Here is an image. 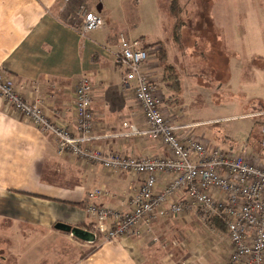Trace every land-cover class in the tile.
<instances>
[{"label": "crops", "instance_id": "1", "mask_svg": "<svg viewBox=\"0 0 264 264\" xmlns=\"http://www.w3.org/2000/svg\"><path fill=\"white\" fill-rule=\"evenodd\" d=\"M158 1L150 0L153 15H160V9L153 8ZM85 2L0 0V72L14 81L27 102L39 104L57 126L74 130L75 90L86 76L93 86V139L89 149L103 155L171 157L169 148L159 140L128 134V125H141L144 119L133 90L123 86V68L116 60L119 37L125 34L140 39L147 49L144 69L155 86L163 116L183 126L179 131L182 140L235 152L241 148L233 137L224 136L221 142L223 134L218 130H196L203 121L194 119L197 110L188 109L190 96L197 98L204 93L195 87L198 84L206 85L207 92L215 93L217 88L211 89L202 77L195 85L185 80L189 74L209 70L220 75L226 86L233 85L234 78L245 79L249 72L259 82L264 80V64L245 65L258 56L257 44L250 37L255 38L256 29L264 35V25L257 28L245 21L237 23L234 0H178L179 18L172 13L168 0L171 41L165 44L151 39L146 44L143 34L132 37L121 32L111 38L101 33L100 27L81 35L76 22L79 13L72 10ZM87 5L100 18L108 8L105 0H91ZM258 20L264 24V17ZM177 21L180 33L176 38ZM165 65L173 69L179 81L178 96L171 80H165ZM240 83L244 85L245 80ZM191 160L197 161L194 155ZM167 182L164 175L159 176L158 188ZM140 183V176L79 161L67 152L60 154L52 134L6 107L0 97V264H223L229 251L227 229L223 232L220 228L223 221L206 219L196 210L156 220L152 234L141 227L142 235L107 242L97 238L89 243L56 228L57 223H65L91 232L92 219L85 210L87 193L105 189L109 196L96 203L120 210ZM182 196L178 194L176 201ZM92 248L94 251L84 256ZM75 250L79 252L77 258Z\"/></svg>", "mask_w": 264, "mask_h": 264}, {"label": "built area", "instance_id": "2", "mask_svg": "<svg viewBox=\"0 0 264 264\" xmlns=\"http://www.w3.org/2000/svg\"><path fill=\"white\" fill-rule=\"evenodd\" d=\"M101 19L93 12L84 13L78 26L81 35L96 30ZM116 54L123 68L124 88L133 90L143 112L144 122L128 125L129 135L157 139L171 151L168 158H137L121 154L103 155L89 149L92 142L93 86L84 76L76 87L73 106L74 130L54 125L37 104L27 102L10 78L0 75V97L45 133H51L60 154L69 152L79 161L98 163L112 171L140 176L137 192L124 209L97 204L109 196L105 189H95L86 196L85 210L92 219L96 238L104 242L153 232L154 222L183 215L191 210L206 219L218 218L226 225L230 243L227 264H264V121L260 127L261 156L248 162L244 151L211 148L194 140L179 137L181 125L167 120L155 96V86L144 67L148 53L139 40L121 34ZM127 126V124H124ZM194 155L196 162L191 160ZM168 182L158 188L159 176ZM182 199L176 201V196ZM158 241L157 237L153 239ZM189 264V263H182Z\"/></svg>", "mask_w": 264, "mask_h": 264}, {"label": "rangeland", "instance_id": "3", "mask_svg": "<svg viewBox=\"0 0 264 264\" xmlns=\"http://www.w3.org/2000/svg\"><path fill=\"white\" fill-rule=\"evenodd\" d=\"M90 1L91 0H87V2L80 4L83 5L81 8H76V6L74 10H72L74 13H79V18L76 20L79 25L81 21H83L84 13L93 12L98 15L95 10L90 9L89 5H87V3ZM167 1L168 0H159L158 3L153 6V8L160 9V15H153V9L150 8V6L152 7L150 0H105V4L107 2V7L109 9L111 7V9L108 10L107 8L102 14H100L101 18H99L101 19V25L99 26L100 28L98 27L99 31L111 38H114L116 34L119 35L121 32L129 33V35L132 37L133 35L143 34L146 39V44H148L151 39H159L167 44L168 41H171L169 39V34L172 32L171 29H169L172 25L170 24L171 20L167 13ZM233 8L234 19L237 23H244L245 21V23L249 24L250 27L256 26L257 28L259 24L264 25L262 23L263 20H258L264 17V0H234ZM161 15L164 17V20ZM177 18H179V14ZM180 19H182V15L180 16ZM254 34L255 38L250 37V39L255 41L257 44L255 48L258 51V56L245 64L251 67H257L264 64V61L262 60L264 57V35L263 33L260 35L259 30L257 29L254 31ZM126 37L129 36L126 35ZM135 40H139L140 42V39ZM143 48L146 49L144 46ZM202 57L208 64V56L204 54ZM186 60L189 61L188 58H186ZM200 74L201 75H199V72L197 75L191 74L190 76L189 74V77H186L185 81H187L188 85L189 83L191 85H195L196 81L199 80V77H202L207 79L211 89L213 87H216L217 89H214V93L207 92L206 85L198 84V86H195L201 91H204V93H202L201 96H198L197 98H195L196 96L194 94H191L190 96L189 102H192V104L189 103L190 107L188 109L192 108L197 110L195 115V112L193 113L194 119L203 121V125L197 126L196 130L200 132L204 130L205 132H209L210 130H218L221 134H223V136H221L223 138L221 142L223 143L224 136L229 138L233 137V139L238 144L237 146H241L239 150L236 149L235 153L244 151L246 153V158L248 157V162L249 160L250 163L255 162L256 159L261 156L260 127L264 121V80L260 79L259 82L253 76V74L249 72L245 79L235 80L234 78L235 83L231 86H226V83L216 72L211 73L209 70L207 72L201 71ZM0 75L4 76V73L0 72ZM242 80H245L244 85L241 83L239 84V82ZM214 81L216 83H214ZM37 105L41 108L39 104ZM221 223L220 228L223 229V232H225L226 225L224 222ZM228 241L229 239L227 242ZM78 254L79 252L75 250V258H77ZM229 255L230 243L228 255H226L223 259V264H227Z\"/></svg>", "mask_w": 264, "mask_h": 264}, {"label": "trees", "instance_id": "4", "mask_svg": "<svg viewBox=\"0 0 264 264\" xmlns=\"http://www.w3.org/2000/svg\"><path fill=\"white\" fill-rule=\"evenodd\" d=\"M171 4H172V13L177 17L178 14H179V4H178V0H171ZM178 13V14H177ZM179 33H180V22L177 21V24L175 26V37L177 38L179 36ZM162 53V52H161ZM161 55V54H160ZM162 58H164L163 56V53H162ZM173 69L168 66V65H165V80L166 81H169L171 80V83L170 85H172V87L174 88V90L177 92V95L178 96L180 93H181V88H180V84H179V81H177V79H175V75L172 71ZM178 100H176L177 102ZM89 230H91V232L94 234L92 228H90ZM97 240V238H96ZM95 248H92L89 253H87L86 255L84 256H87L88 254L92 253L94 251Z\"/></svg>", "mask_w": 264, "mask_h": 264}, {"label": "water", "instance_id": "5", "mask_svg": "<svg viewBox=\"0 0 264 264\" xmlns=\"http://www.w3.org/2000/svg\"><path fill=\"white\" fill-rule=\"evenodd\" d=\"M56 228L71 234L72 236H74L77 239L92 243L96 240V236L87 230L78 228V227H72L71 225H67L65 223H57Z\"/></svg>", "mask_w": 264, "mask_h": 264}]
</instances>
